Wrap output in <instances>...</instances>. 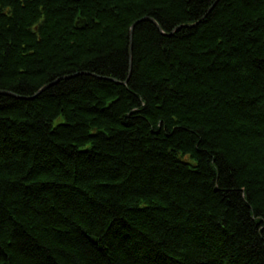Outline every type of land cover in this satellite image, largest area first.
<instances>
[{
  "label": "trees",
  "instance_id": "16d2710c",
  "mask_svg": "<svg viewBox=\"0 0 264 264\" xmlns=\"http://www.w3.org/2000/svg\"><path fill=\"white\" fill-rule=\"evenodd\" d=\"M0 264H264V0H0Z\"/></svg>",
  "mask_w": 264,
  "mask_h": 264
}]
</instances>
